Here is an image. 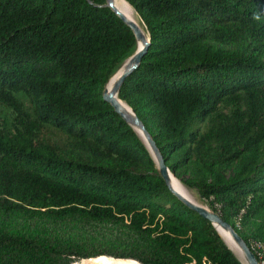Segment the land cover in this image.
<instances>
[{
	"label": "trees",
	"instance_id": "trees-1",
	"mask_svg": "<svg viewBox=\"0 0 264 264\" xmlns=\"http://www.w3.org/2000/svg\"><path fill=\"white\" fill-rule=\"evenodd\" d=\"M124 1L150 40L119 98L169 170L264 246V0ZM134 46L105 0H0V264H242L102 97ZM34 214L126 230L64 238Z\"/></svg>",
	"mask_w": 264,
	"mask_h": 264
},
{
	"label": "water",
	"instance_id": "water-1",
	"mask_svg": "<svg viewBox=\"0 0 264 264\" xmlns=\"http://www.w3.org/2000/svg\"><path fill=\"white\" fill-rule=\"evenodd\" d=\"M105 1H106V5L109 6L111 10L115 12V14H117L131 28L135 36V46H134L133 51L130 53L131 54L130 57L125 62V65L123 66L122 71L120 72L115 82L113 83L112 88L110 90H107L106 88L104 89L102 93L103 99L106 102H108L113 107L114 111L118 113L126 123L131 125L132 128H134V130H135V127L141 130V134L143 138L146 140L147 144L149 145V147L153 150L155 154V157L157 159V167H158L160 175L164 178L165 182L167 183L169 188L173 191V193L179 199H181L183 203H185L188 207H190L191 209L196 211L198 214L206 218L208 221H210L216 230L218 227L221 229L227 230L229 234L232 236V238L236 241L238 247L241 249L248 264H258L255 254L250 250L246 242L241 238V236L234 230V228L228 222L223 220V218L218 212L211 211L202 205H198V204L190 202L185 197H183L181 194L177 193L171 188L169 184V179H168L169 168L165 164V161L159 149L157 148L153 138L151 137L150 133L147 131V129L145 128L141 120L133 113V111L128 105L127 106L132 111V116L129 115L125 111L124 106L121 103V101L122 102L124 101L119 98V94H118L119 89L123 83L125 76L139 64L142 55L146 52L148 48L150 38L149 36L148 38H145V36L141 32L137 24L133 20L129 19L123 12L119 11V9L113 4V0H105ZM110 80L111 78H109L107 84L110 82ZM111 258H114V257H111ZM131 260H134V259H131Z\"/></svg>",
	"mask_w": 264,
	"mask_h": 264
},
{
	"label": "rangeland",
	"instance_id": "rangeland-1",
	"mask_svg": "<svg viewBox=\"0 0 264 264\" xmlns=\"http://www.w3.org/2000/svg\"><path fill=\"white\" fill-rule=\"evenodd\" d=\"M136 16L140 20V18L137 15V13H136ZM146 38H147V34H146ZM130 55L131 54H129L126 58H124L121 61V63L119 64V66L116 68V70L114 71V73L110 77L111 80H110L109 84H107L105 86L106 89L110 90L112 88V85H113L112 82H115L116 78L118 77V75L122 71V68L125 65V62L128 60ZM223 109L225 111H228L229 107L223 105ZM131 114H132V111H131ZM135 130L140 135L142 140L146 143L147 147L149 148V150L151 152V155L153 156V158L155 159V162L157 164V159H156L155 155L153 154V152L151 151L152 149H150V147L147 144L146 140L143 138L140 130L138 128H136V127H135ZM180 174L181 175H179L177 173H174V172H172L170 170L168 171V179H169V184H170L171 188L174 191H176L177 193L181 194L183 197H185L190 202L198 204V205H202V206L208 208L207 205L201 200V198L199 197V195L196 192V190H194V188L191 189V188L187 187L181 181L183 178L187 177V174H183V173H180ZM172 180H174V182H172ZM28 223H29L30 226L37 225V224H44V225H47L49 228H56L57 232H59L64 238H68L69 237L71 239H75L78 236H87V235H91L92 236V235L100 234V233H103V232H106V231H114V232H116V231L126 230V228L124 226H122V225H117V224H114V223H95V222H91L90 223V222H87V221L82 220V219H75V220H70V221H62V222L54 225L52 223H49V222L45 221L44 218L41 217L39 214H34V215H32V217L28 218ZM224 241L243 264H248L246 258L244 257V254L242 253L241 249L237 246V244L233 241V239H232V243L234 244V246H231L229 244V242L226 241L225 239H224ZM103 256L110 257L108 255H103ZM101 258H103V257H101ZM90 259H92V258L90 257ZM108 259H110V258H105V260H108ZM112 260H115V259H112ZM75 263H77V262H74V263L72 262L71 264H75Z\"/></svg>",
	"mask_w": 264,
	"mask_h": 264
},
{
	"label": "bare ground",
	"instance_id": "bare-ground-1",
	"mask_svg": "<svg viewBox=\"0 0 264 264\" xmlns=\"http://www.w3.org/2000/svg\"><path fill=\"white\" fill-rule=\"evenodd\" d=\"M113 4L119 9V11L123 12L129 19L133 20L137 26L139 27V29L141 30V32L143 33V35L146 38V32L145 29L143 27V24L141 23V21L137 18L136 13L134 12V10L131 8V6L124 0H113ZM148 38V37H147ZM114 82H112L113 84ZM109 84V83H108ZM108 90V89H107ZM122 105L124 106L125 111L132 116L130 109L121 101ZM139 129V128H138ZM140 130V129H139ZM141 132V130H140ZM139 132V133H140ZM151 149V148H150ZM153 152V150H151ZM154 154V152H153ZM155 155V154H154ZM172 182H174V180H172ZM219 233L221 234V236L229 242V244L231 246H234V244L232 243V236L229 234V232L227 230L221 229V228H217ZM233 241L236 243V241L233 239ZM237 244V243H236ZM238 246V245H237ZM236 247V246H235ZM237 248V247H236ZM136 262V261H135ZM76 264H136L133 261H113V260H105V259H99L96 260L93 263H88V262H78Z\"/></svg>",
	"mask_w": 264,
	"mask_h": 264
},
{
	"label": "built area",
	"instance_id": "built-area-1",
	"mask_svg": "<svg viewBox=\"0 0 264 264\" xmlns=\"http://www.w3.org/2000/svg\"><path fill=\"white\" fill-rule=\"evenodd\" d=\"M249 248L253 253L258 254L256 256L258 264H264V246L257 241H251Z\"/></svg>",
	"mask_w": 264,
	"mask_h": 264
}]
</instances>
